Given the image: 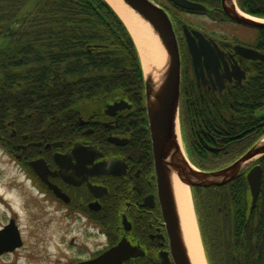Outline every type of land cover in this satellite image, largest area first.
I'll use <instances>...</instances> for the list:
<instances>
[{
  "label": "flooded vegetation",
  "instance_id": "1",
  "mask_svg": "<svg viewBox=\"0 0 264 264\" xmlns=\"http://www.w3.org/2000/svg\"><path fill=\"white\" fill-rule=\"evenodd\" d=\"M189 1L197 6L182 7L172 0L157 3L169 16L176 36L178 127L184 154L192 160L193 145L187 138L192 110L187 108L213 100L232 106L236 97L253 96L249 91L254 90L252 82L260 76L264 58L248 55L255 50L264 56V28L240 22L233 14L264 20V12L248 0ZM12 98L7 109H0V154L22 176L21 184L27 188L21 208L40 218L57 214L61 227L53 262L111 264L120 258L122 264H174L173 228L165 213L144 92L80 100L68 109L25 102L40 96L14 94ZM200 139L194 146L209 149L207 155L214 156L223 148ZM14 180L12 177L10 182ZM204 189L191 188L201 233L196 196ZM2 202L10 214L2 216L6 221L0 231L12 224L21 244L1 252L0 257L26 244L17 211ZM225 218H230L227 213ZM120 241L125 253L107 255Z\"/></svg>",
  "mask_w": 264,
  "mask_h": 264
},
{
  "label": "trees",
  "instance_id": "2",
  "mask_svg": "<svg viewBox=\"0 0 264 264\" xmlns=\"http://www.w3.org/2000/svg\"><path fill=\"white\" fill-rule=\"evenodd\" d=\"M248 2L264 12L263 0ZM13 25L20 42L11 48L15 61H0V109H7L14 94L40 96L25 102L68 109L80 100L143 92L135 44L106 0H0V37ZM18 67L24 68L21 74L14 71ZM259 73L249 91L253 96L241 95L242 101L236 97L232 106L213 100L187 108L192 110L187 138L193 145L192 162L199 168L214 170L231 163L264 135V68ZM200 137L222 150L207 155L209 149L194 146ZM257 162L262 178L253 210L245 172L196 196L208 264H264V155Z\"/></svg>",
  "mask_w": 264,
  "mask_h": 264
},
{
  "label": "water",
  "instance_id": "3",
  "mask_svg": "<svg viewBox=\"0 0 264 264\" xmlns=\"http://www.w3.org/2000/svg\"><path fill=\"white\" fill-rule=\"evenodd\" d=\"M122 1L135 14L151 26L166 54L165 67L161 71L159 82L155 83L151 75L145 74L137 46L130 34L141 63L146 109L156 157V169L160 181V188H162V193L165 195L164 202L167 207H165V209H167L165 213L167 218L169 216L173 228L170 235L173 263L192 264L187 245L183 239L180 214L176 203L173 184L171 182L173 177L176 176L181 182L188 186L189 190H191V188L195 186L210 187L223 185L246 171V180L251 196L250 206L253 208L260 189L262 169L256 162L264 155V136L249 147L241 156L226 166L211 171L201 170L194 166L185 156L181 146V137L178 127L180 59L176 36L169 16L164 8L153 0ZM172 1L187 8L197 6V4L189 0ZM233 15L235 16L233 17L240 22L253 27L264 28V21L237 13ZM120 19L122 20L121 17ZM123 23L125 24L124 21ZM199 54L200 52L196 53L197 61ZM248 56L252 59L264 58L261 53L255 50H251ZM174 205L176 207V212L174 210ZM20 244L21 239L19 232L12 224L0 231V253L11 250ZM124 253V244L120 241L118 245L112 247L107 252V255L115 257ZM126 257L127 255L123 258ZM121 262L120 258H118V260H111V264H122Z\"/></svg>",
  "mask_w": 264,
  "mask_h": 264
},
{
  "label": "rangeland",
  "instance_id": "4",
  "mask_svg": "<svg viewBox=\"0 0 264 264\" xmlns=\"http://www.w3.org/2000/svg\"><path fill=\"white\" fill-rule=\"evenodd\" d=\"M15 28L16 26L13 25L11 28L1 31L0 50L3 47L7 48L3 50L5 54L0 55V61L6 59L7 61L14 60L12 58H15L11 48L14 47L13 50L16 49L20 42L18 38L19 32L13 30ZM8 42L9 45L6 46L5 43ZM23 69L18 67L14 71L21 74ZM18 84L16 83L14 86L17 87ZM86 103L90 104V102ZM12 177L15 178V182H10ZM21 183H23L22 176L15 171L6 156L0 154V225L6 221L2 216L10 214V209L2 202V200H5V202L10 203L13 210L17 211L20 217L19 229L26 242L25 246L15 251V253L1 256L0 264H55L53 258L56 254L57 242H59L58 236L61 223L58 222L57 214L56 216L46 215V217L40 218V216L33 215L27 209L21 208L22 195L26 193L25 189H27ZM20 185H23V187ZM35 217L40 219L35 220ZM33 225H35V228H32ZM29 256L30 258H28Z\"/></svg>",
  "mask_w": 264,
  "mask_h": 264
},
{
  "label": "bare ground",
  "instance_id": "5",
  "mask_svg": "<svg viewBox=\"0 0 264 264\" xmlns=\"http://www.w3.org/2000/svg\"><path fill=\"white\" fill-rule=\"evenodd\" d=\"M125 22L137 46L145 74L151 75L158 83L165 67L166 54L151 26L135 14L122 0H107ZM176 203L181 219L183 239L187 245L192 264H207L195 215L190 190L176 176L172 180Z\"/></svg>",
  "mask_w": 264,
  "mask_h": 264
}]
</instances>
